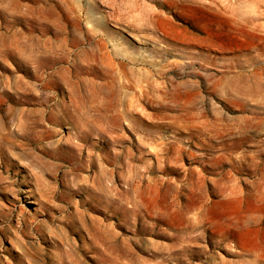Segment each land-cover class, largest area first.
<instances>
[{
    "label": "rangeland",
    "instance_id": "1",
    "mask_svg": "<svg viewBox=\"0 0 264 264\" xmlns=\"http://www.w3.org/2000/svg\"><path fill=\"white\" fill-rule=\"evenodd\" d=\"M0 264H264V0H0Z\"/></svg>",
    "mask_w": 264,
    "mask_h": 264
},
{
    "label": "bare ground",
    "instance_id": "2",
    "mask_svg": "<svg viewBox=\"0 0 264 264\" xmlns=\"http://www.w3.org/2000/svg\"><path fill=\"white\" fill-rule=\"evenodd\" d=\"M191 227V226H190ZM42 241H45V238H43V240ZM56 244V243H55Z\"/></svg>",
    "mask_w": 264,
    "mask_h": 264
}]
</instances>
